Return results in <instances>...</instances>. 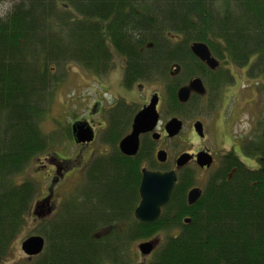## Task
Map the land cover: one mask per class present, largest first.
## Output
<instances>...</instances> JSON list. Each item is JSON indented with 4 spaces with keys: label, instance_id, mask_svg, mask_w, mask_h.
Returning <instances> with one entry per match:
<instances>
[{
    "label": "trees",
    "instance_id": "trees-1",
    "mask_svg": "<svg viewBox=\"0 0 264 264\" xmlns=\"http://www.w3.org/2000/svg\"><path fill=\"white\" fill-rule=\"evenodd\" d=\"M196 42L219 63L246 68L264 98V0H23L0 14V264L37 199L34 184L17 178L52 144L41 131L47 93L57 85L47 69L73 62L106 75L113 48L131 85L166 77L175 66L191 73L188 65L200 62L190 50ZM246 141L242 151L257 168L229 154L193 206L182 173L151 225L134 218L141 175L134 159L117 148L111 159L97 157L85 174L93 190L75 202L85 209L42 223L46 248L22 264H129L132 243L160 232L165 242L146 264H264V131ZM107 203L108 240H97Z\"/></svg>",
    "mask_w": 264,
    "mask_h": 264
},
{
    "label": "rangeland",
    "instance_id": "rangeland-1",
    "mask_svg": "<svg viewBox=\"0 0 264 264\" xmlns=\"http://www.w3.org/2000/svg\"><path fill=\"white\" fill-rule=\"evenodd\" d=\"M23 0H9L0 5V14L4 16L10 13L15 5H18ZM67 41V40H65ZM121 62L119 58L114 60V63ZM238 69L234 76L236 77V85L234 87H224V98H220L214 107L210 102V105L206 108L203 107L199 112L189 113L184 115L185 127L181 135L170 142L169 152L171 157L176 158L183 153H194L199 147H202L203 143H200L192 136V124L200 119L205 123L208 130V140L205 145L210 150L216 152L218 157L223 154L232 152V145L236 143V139H255L264 131V98L261 90V81L251 80L248 78L246 68ZM49 73L57 81L56 87L51 88L47 93V102L45 105V113L43 112V119L41 122V131L47 138L48 143H52L48 150L41 153L32 160L28 168L18 178V182L30 181L35 186L37 192V199L34 201H40L43 198L45 187L49 182L45 179L47 174H51L54 170L50 163H54L53 159L59 157L61 159L73 160L74 169L67 175H71V179H66V184L63 191L57 190V197L53 201V206L56 203L65 200V203L61 209V215H69L74 212V209H85V207L75 204L76 198L79 196H85L88 192L93 190L89 184L87 186L88 179H84L82 182L83 173L74 171L81 164H85L88 159V153L90 151L83 152L79 155V149L75 145L70 134V130L75 123L88 122L95 127L98 132L97 141L95 146L91 147L92 150L97 147L98 144H104L108 142V137L112 140L119 138L117 130L112 128L108 133V103L110 102L111 93L116 88V82H113L108 78V74L97 76L95 73L84 70L76 63H60L52 64L49 69ZM192 70V69H191ZM220 79H225L223 75L219 76ZM151 83H139L141 87H137L138 94L150 93L151 91L161 90V87L165 88L164 105L162 107L165 119H168L169 110L171 114L180 116L169 103L167 86L170 84L169 77L160 78V80H154ZM112 87H109V86ZM169 88V86H168ZM231 88V89H230ZM230 89V90H229ZM112 90V91H111ZM125 98L130 102H140V97L137 98V94L132 91L127 93L125 91ZM99 104L101 112L95 111V105ZM133 105V104H131ZM126 135V134H124ZM44 137V138H45ZM115 138V139H113ZM118 141V140H116ZM115 141V142H116ZM199 142V143H198ZM204 145V144H203ZM155 150L158 146H154ZM103 148V147H99ZM108 151H100L101 154H107ZM97 152L91 155L93 161L97 157ZM217 157V158H218ZM247 162V161H246ZM244 162L248 167L257 168V163L253 162L251 165L249 162ZM46 165V167L44 166ZM49 164V165H48ZM48 165V166H47ZM256 166V167H255ZM184 170L188 173L185 176L186 180L190 182V188L187 192L194 187H202L207 182L209 176L212 175V171L203 173L196 165L189 166ZM74 171V172H73ZM85 173V172H84ZM64 192L63 196L62 193ZM70 194H65L69 193ZM66 196V199H65ZM124 209L122 204H118ZM87 209V206H86ZM32 213V212H31ZM42 222L39 218L37 221L31 214L27 219L25 228L21 237L13 245L12 251L2 264H22L26 262V258L21 251V243L31 236H40L39 231L42 230ZM177 232H174L172 236H175ZM167 234L164 232L156 233L152 238H144L132 243L129 248V264H146L153 259V256H142L138 250V245L149 240H155L161 238L163 241L160 247L164 244ZM123 239V238H122ZM158 247V249L160 248Z\"/></svg>",
    "mask_w": 264,
    "mask_h": 264
},
{
    "label": "flooded vegetation",
    "instance_id": "flooded-vegetation-1",
    "mask_svg": "<svg viewBox=\"0 0 264 264\" xmlns=\"http://www.w3.org/2000/svg\"><path fill=\"white\" fill-rule=\"evenodd\" d=\"M112 52V58H111V62L108 64V78L110 80H112L113 82H116V88L113 89L112 93H111V100L108 103V133L110 132V130L112 128H114L115 130L118 131L119 133V138L116 139L118 141H116L114 144L111 142L112 138L108 137V142H105L103 145L102 144H98L96 148L89 150L91 147L95 146L96 141H97V135L98 132L95 129V127H93L92 124L87 123L93 128L94 133H95V137L94 140L91 143H85V144H76L75 145L78 147L79 149V155L83 152H88V159L86 161L85 164H81L79 167H77L74 171H78V172H82L83 173V177L82 178V182L85 179V174L86 171L88 169H90L91 167V163H92V158L91 155L94 154V152H97V156H103L106 157L107 159H111V156L114 153V148H117V150L119 151V153H121L120 149H119V144L120 142L127 137L128 135H130L132 133L133 130V124H134V120L136 118V116L142 111L144 110L146 107H148L150 105L151 99L154 96H158V104L156 107V111L159 115V121L157 126L154 128L153 131L151 132H147V133H142L139 136V148L138 151L136 153V155L134 156H127L124 155L126 157L132 158L134 159V167H136V170L140 171L141 175L140 177H138L139 179V185L138 186H134L138 188V192L140 190V186L143 180V172L147 171V172H152V173H168V172H176L177 174V182L176 185L174 187L173 193L175 191V188L179 182V176L184 173V170L187 168H190L189 166L192 165H196L199 170L203 173L212 171V173L215 170H218L219 167L221 166V163L223 162L224 158L227 157L229 154H236L242 163L244 162H249L250 165L252 164V161L247 158L244 154L243 147L244 145L248 142L244 139H241V141L237 142L239 139L237 138L236 143L233 144L232 147V152L230 151L228 154H222L221 157H218L216 152L210 150L209 147H207L205 145V142L208 140V130L205 126V123L202 122L200 119H197L193 124H192V136L198 140L200 143L202 144V147H199L197 149L196 152L194 153H183V154H189L191 156H193L192 160L185 166L178 168L177 167V160L179 159V157L181 155H179L177 158L175 156L171 157L170 152H169V143L174 141V139L178 138L181 133L183 132V129L185 127V123H184V115H189V113L193 112V113H197L199 112L203 107H208L210 105V102L212 104V107L215 106L216 102L220 99V98H224V87H234L236 85V77L234 76V73L238 70L236 69V67H234V65L227 63H220V66L218 69L216 70H211L209 69L204 63L199 62V63H191L188 66L192 67L191 69V73L187 72L186 74L182 73V68L175 66L174 68L172 67L169 71L167 76L170 79V84H168L167 86V91L166 93L168 94V98H169V103L171 105V107H173V110H176V112L180 115V116H176L174 113H172L171 110H169L168 114L171 115L168 117V119H165L162 107L164 105V94L165 93V88L163 86V88L161 87V90H153L150 93H141L138 94V91L136 90L137 87H141V85L139 83H151V82H155L154 80H160V78H153L151 80H147V81H136L134 83H132L131 85H128L125 81V73L128 67V64L126 62V60L120 56L113 48L111 50ZM213 56V55H212ZM214 57V56H213ZM116 58H119L121 60V62H117L114 63V60ZM203 66H201V65ZM223 75L225 77V79H220L219 76ZM166 76V77H167ZM195 79H200L202 81L203 87L205 89V93L204 94H200V93H195L192 92L190 95L189 100L186 103H180L179 99H178V92L180 91V89L185 88V87H189V85L191 84V82ZM109 87H112L111 85ZM231 89V88H230ZM229 89V90H230ZM129 93L130 91H132L134 94H137V98L140 97L139 100H141L140 102H130L125 98V94L126 92ZM133 104V105H131ZM101 108H99V104L95 105V111L98 113L101 112ZM172 119H178L182 122V130L180 131L179 135L175 136V137H170L168 135V132L166 130V126L167 124L172 120ZM197 123L202 124L203 127V137H200L195 130V125ZM126 134V135H124ZM156 137V138H154ZM198 142V143H199ZM154 146H158L157 149L155 150V155H154ZM99 147H103V148H99ZM100 151H108L107 154H99ZM160 152H164L166 154L165 157V161L161 162L158 159V154ZM199 153H208V155L212 156L213 159V163L211 165L210 168H201L198 164H197V156ZM218 157V158H217ZM54 163H50L53 164L51 165V167L54 169L51 174H47V177L45 178L49 184L47 185V187H45L44 190V194H43V198L40 201H36L35 204L33 203V206L31 208V214L35 217V220L37 221V219L39 218L41 221H43L42 223H48L50 220H53L55 217H57V215H59L61 213V209L65 203L64 199H61V201H59V203H56V206L52 205L54 199L57 197V190L60 187V190L63 191V189L65 188L66 184L68 183V181H66V179H71L72 176L71 175H67V173H69L71 170L74 169L73 160H69V159H61V158H54L53 159ZM246 162V163H247ZM248 164V163H247ZM49 165V164H48ZM47 165V166H48ZM44 166L46 167V165L44 164ZM74 166V167H73ZM73 171V172H74ZM85 172V173H84ZM186 173V172H185ZM206 185V183H205ZM204 186L202 187H194V188H200L202 191H204ZM193 189V188H191ZM190 189V190H191ZM189 190V191H190ZM188 191V192H189ZM187 192V193H188ZM69 193H65V194H70ZM172 193V196H173ZM64 192L62 193L63 196ZM139 198H140V194H139ZM186 198H187V194H186ZM66 199V196H65ZM172 199V197H171ZM171 202V200H170ZM169 202V203H170ZM139 203H140V199H139ZM138 203V205H139ZM138 205L136 206L135 210L137 209ZM169 205V204H168ZM167 205V206H168ZM166 206V207H167ZM105 211V216H104V223H99L98 227L99 229L97 230L98 232L95 233V238L97 240H100L103 236L108 240V229H110L108 227V203L107 206L104 209ZM135 212V211H134ZM163 212V210H162ZM135 218V217H134ZM45 239V238H44ZM151 241V240H149ZM147 241V242H149ZM154 241H156L157 246L156 249L153 251V253L158 249V247L160 246V244L162 243V239L161 238H157ZM46 242V240H45ZM46 247V246H45ZM153 253L151 255H149L150 257L153 256ZM26 260H32L35 257H27L25 256ZM108 264V262H107Z\"/></svg>",
    "mask_w": 264,
    "mask_h": 264
},
{
    "label": "water",
    "instance_id": "water-1",
    "mask_svg": "<svg viewBox=\"0 0 264 264\" xmlns=\"http://www.w3.org/2000/svg\"><path fill=\"white\" fill-rule=\"evenodd\" d=\"M190 50L195 58L204 63L209 69L216 70L219 68V61L212 56L209 47L201 42L191 44ZM192 92L204 94L205 89L200 79H195L189 87L180 89L178 99L180 103H186ZM158 96L151 99L150 105L142 110L135 118L133 130L130 135L125 137L119 144L122 154L127 156L136 155L139 148V136L142 133L151 132L157 126L159 115L156 111L158 104ZM166 130L170 137L179 135L182 130V122L178 119H172L166 126ZM196 133L203 137L202 124L195 125ZM72 137L76 144L91 143L94 140L95 133L93 128L87 123H76L72 126ZM156 138V137H154ZM166 154L160 152L158 154L159 161H165ZM193 156L183 154L177 160V167L181 168L187 165ZM197 164L201 168H210L213 159L208 153H199L197 156ZM177 182L176 172L168 173H152L143 172V180L140 186V203L134 212L136 221L143 225H151L156 223L161 215L162 210L169 204L174 187ZM203 191L200 188H193L187 193V203L189 206L195 205L201 198ZM191 219L186 218L184 224H190ZM46 242L42 236H31L21 243L22 252L32 258L41 255L45 249ZM156 241L143 242L138 245V250L142 256H149L156 249Z\"/></svg>",
    "mask_w": 264,
    "mask_h": 264
},
{
    "label": "bare ground",
    "instance_id": "bare-ground-1",
    "mask_svg": "<svg viewBox=\"0 0 264 264\" xmlns=\"http://www.w3.org/2000/svg\"><path fill=\"white\" fill-rule=\"evenodd\" d=\"M22 251V250H21ZM24 254V253H23ZM24 256H26L25 254H24ZM28 257V256H27Z\"/></svg>",
    "mask_w": 264,
    "mask_h": 264
}]
</instances>
